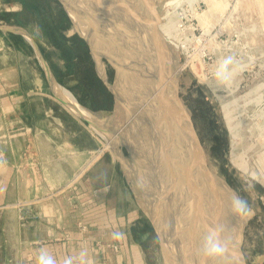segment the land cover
Listing matches in <instances>:
<instances>
[{"label": "rangeland", "instance_id": "374dc122", "mask_svg": "<svg viewBox=\"0 0 264 264\" xmlns=\"http://www.w3.org/2000/svg\"><path fill=\"white\" fill-rule=\"evenodd\" d=\"M64 4L77 14L75 19L82 18L78 30L95 43V57L103 58V73L119 97L116 112L101 123L102 158L88 173H94L98 185L111 182L121 213L135 208L134 237L144 264H233V237L240 264H264V0H67ZM19 20L23 27L26 23L35 30L38 23L39 31L45 30L46 19ZM170 54L175 57L170 59ZM229 56L234 60L231 75L221 80L216 71ZM4 132L0 118V143ZM137 140L154 143L149 147L156 151L148 152L145 146V153ZM4 148L0 144V154ZM4 165L0 157V173ZM158 176L162 186L157 185ZM196 184L209 189L206 194L201 188L202 206L195 203L206 211L208 221L200 222L202 226L185 200L195 198ZM234 192L247 200L250 211L236 212L230 231ZM209 200L212 209L204 204ZM8 230L14 234L13 226ZM210 232L219 241L223 237L222 256L204 254ZM14 247L8 248L10 253Z\"/></svg>", "mask_w": 264, "mask_h": 264}, {"label": "crops", "instance_id": "0c3cea01", "mask_svg": "<svg viewBox=\"0 0 264 264\" xmlns=\"http://www.w3.org/2000/svg\"><path fill=\"white\" fill-rule=\"evenodd\" d=\"M39 17L43 32L19 20ZM102 59L60 0H0L2 264H39L41 250L56 264H144L135 208L121 213L111 182L88 173L102 158V120L119 105ZM56 85L91 115L69 108Z\"/></svg>", "mask_w": 264, "mask_h": 264}, {"label": "bare ground", "instance_id": "6f19581e", "mask_svg": "<svg viewBox=\"0 0 264 264\" xmlns=\"http://www.w3.org/2000/svg\"><path fill=\"white\" fill-rule=\"evenodd\" d=\"M62 1H64L65 3H67V0H62ZM114 1V0H113ZM129 1V0H128ZM69 2V1H68ZM132 3V2H131ZM134 5V4H133ZM130 6V5H129ZM154 9V8H153ZM134 10V9H133ZM132 10V11H133ZM136 13V12H135ZM136 15V14H135ZM132 16V15H131ZM142 16V15H141ZM139 17V16H138ZM167 35V34H166ZM172 36V35H171ZM169 37V36H168ZM156 39V38H155ZM157 40H158V38H157ZM160 40V39H159ZM168 40H170V39H168ZM170 42V41H169ZM154 43V42H153ZM163 43V42H162ZM161 43V44H162ZM159 44H160V42H159ZM173 45V44H172ZM154 46V45H153ZM152 46V48H154ZM149 53V52H148ZM173 53V52H172ZM157 54V53H156ZM166 54V53H165ZM169 54V53H168ZM154 55V54H153ZM171 55V57H170V59L172 58V57H175V55H172V54H170ZM149 57V56H148ZM167 58V57H166ZM176 59V58H175ZM156 60V59H155ZM173 60V59H172ZM155 62V61H154ZM173 63V62H172ZM174 63H176V61H174ZM172 65V64H171ZM174 66V65H173ZM169 69H171V68H169ZM174 69V68H173ZM177 69V71H178V73H179V67H177L176 68ZM172 70V69H171ZM131 71V70H130ZM148 71V70H147ZM176 85V84H175ZM61 87V86H60ZM59 88V86L58 85H56L55 86V90H56V94H57V96L59 97V98H61L60 100L61 101H63L67 106H69V108H72V110L74 111V112H76V113H78V114H80V115H83V116H90L91 114L89 113V112H87L85 109H83L81 106H79L78 105V103L77 102H75V100L73 99V97L68 93V92H64L65 90L63 89V88H61L63 91L62 92H60L61 91V89L59 90L58 89ZM129 91V90H128ZM134 94V93H133ZM132 94V95H133ZM148 94V93H147ZM134 96V95H133ZM132 99H135V98H132ZM128 104V103H127ZM154 109V108H153ZM93 115V114H92ZM95 115V114H94ZM154 121V120H153ZM138 136V135H137ZM138 140H139V138H137ZM137 140V144L140 146L139 148H142L143 147V151H145V153H146V149H147V151H148V149H149V151L148 152H154V151H156L155 149H153V150H151L152 148H153V145H154V143H153V145H152V143H150V142H148L147 144H145L144 145V143H142V141L140 142V141H138ZM154 141V140H153ZM123 142V141H122ZM149 143L152 145V147H151V149H150V147H149ZM145 146L147 147L146 149H145ZM156 146H157V144H156ZM155 146V147H156ZM162 147V146H161ZM138 147L136 146V149H137ZM163 149H165V148H163ZM162 151V150H161ZM166 151V150H165ZM184 151V150H183ZM182 158H184V157H182ZM186 158H187V156H186ZM180 159V158H179ZM146 160H147V156H146ZM183 160V159H182ZM184 161V160H183ZM181 162V161H180ZM186 162V161H185ZM184 162V164H186ZM180 164V163H179ZM237 166H239L240 168H242L241 167V165L240 164H236ZM181 166V165H180ZM183 167H185L184 165H183ZM187 167H188V164H187ZM172 169V168H171ZM188 169V168H187ZM150 170H151V168H150ZM181 170V169H180ZM163 171H167V170H163ZM134 172H135V170H134ZM137 173V172H136ZM150 173V172H149ZM146 174V173H145ZM189 174V173H188ZM167 175V174H166ZM187 175V174H186ZM159 176H160V174H159ZM158 176V178H160L159 179V181L157 182V185H160V186H162V184H163V180L161 181V177H159ZM163 176V175H162ZM184 176H185V174H184ZM149 177V174L147 173V177L146 178H148ZM188 177V176H187ZM191 177V176H190ZM189 177V178H190ZM164 178V177H163ZM162 178V179H163ZM185 180H186V177H185ZM184 180V181H185ZM187 181V180H186ZM192 182H194V181H192ZM190 183H191V181H190ZM153 183L151 182V185H152ZM190 185V184H189ZM192 185V184H191ZM187 186V185H186ZM193 187V186H192ZM221 187H223V186H221ZM152 188H153V185H152ZM156 190H157V188H155ZM162 188L160 187V190H161ZM186 189V188H185ZM194 189V188H193ZM224 189V188H223ZM191 190V189H190ZM164 191H166V190H164ZM164 191H163V193H164ZM200 191H202V190H198V192H197V190H196V192H195V195L196 196H194L195 198H196V200H195V198L194 199H192L191 198V201H189L187 198L185 199L186 200V205H188L189 206V204H190V207H187V209L189 210V211H192L191 213H194V215H195V218H194V220H196L197 221V223L199 222V224L201 225V223L200 222H202L203 220L205 221V223L208 221V220H205L206 218H207V216H206V211L205 212H203L201 209H200V207H197V205H195V203H196V201H197V204L198 203H200L201 204V200L202 201H204L203 199H200L201 198V195L200 194H202V192H200ZM149 192V191H148ZM157 192V191H156ZM161 192V191H160ZM191 192H192V190H191ZM158 193V192H157ZM166 193V192H165ZM190 193V192H189ZM158 195V194H157ZM198 195H200V196H198ZM226 196V195H225ZM208 197V196H207ZM199 198V200H197ZM205 200H207V199H205ZM200 201V202H199ZM213 202V201H212ZM142 203V202H141ZM203 203V202H202ZM217 203V202H216ZM204 204H206L207 205V208L206 209H208V207L210 208V209H212L213 207L212 206H210V205H212L211 203H210V200H209V203H208V201H205V203ZM215 204V202L213 203V205ZM216 205H218V203L216 204ZM144 206V205H143ZM201 206H202V204H201ZM206 207V206H205ZM204 207V208H205ZM212 207V208H211ZM217 207H219V206H217ZM221 207V206H220ZM145 208V207H144ZM203 208V207H202ZM155 209V208H154ZM205 209V210H206ZM209 209V210H210ZM215 209V208H214ZM223 209V208H222ZM204 210V209H203ZM149 211V210H148ZM188 212V211H187ZM208 212H211V211H208ZM222 212H224L223 210H222ZM155 214V213H154ZM189 214V213H188ZM220 214H221V212H220ZM187 215V214H186ZM193 216V215H192ZM219 222V221H218ZM219 223H221V222H219ZM223 223V222H222ZM230 225H231V218L229 217V219H228V228H229V230L231 231V227H230ZM202 226V225H201ZM221 227V226H220ZM219 227V228H220ZM198 228H200V227H198ZM223 232V231H222ZM220 233V239H221V235L223 234V233ZM163 234H164V232H163ZM217 235V234H216ZM198 236H201V234H199ZM164 239V238H163ZM199 239H201V238H199ZM218 239H219V237H218ZM222 239H223V237H222ZM222 239H221V241H222ZM198 240V239H197ZM226 240V239H225ZM232 253L234 254V261H233V264H240V262H239V256H238V251H237V247H236V241H235V238L233 237L232 239ZM220 241V242H221ZM223 242V241H222ZM221 242V243H222ZM225 242V241H224ZM167 244V243H166ZM169 245V244H168ZM226 245V244H225ZM171 248V247H170ZM230 253V252H229ZM189 255V254H188ZM187 256V255H186ZM172 257V256H171ZM197 258V257H196ZM174 260V259H173ZM170 261V260H169ZM196 262V261H195ZM173 264V263H172Z\"/></svg>", "mask_w": 264, "mask_h": 264}, {"label": "clouds", "instance_id": "9594fccd", "mask_svg": "<svg viewBox=\"0 0 264 264\" xmlns=\"http://www.w3.org/2000/svg\"><path fill=\"white\" fill-rule=\"evenodd\" d=\"M233 57L229 56L225 58L219 65L216 76L221 80H227L231 73L229 71V65L233 64ZM232 208L233 211L239 214H247L250 211L247 200L239 193L234 192L232 195ZM122 234H114V238H121ZM225 245L222 244L215 232H210L205 239L203 245V252L206 256H222L224 254ZM39 264H56L54 258L49 255L45 250H41L39 256ZM64 264H72L71 258L66 259Z\"/></svg>", "mask_w": 264, "mask_h": 264}, {"label": "water", "instance_id": "95a60500", "mask_svg": "<svg viewBox=\"0 0 264 264\" xmlns=\"http://www.w3.org/2000/svg\"><path fill=\"white\" fill-rule=\"evenodd\" d=\"M77 1H80V0H77ZM60 2H61V4L63 5V7L65 8V10H66V12L68 13V15L70 16V18L72 19V22L74 23V25H75V27H76V29H77V31L79 32V34H81V32L78 30V22H79V19L81 20L82 18H79V17H76V18H78V19H75L74 18V15L75 16H77V14L74 12V11H72V9H70V8H68V7H66L65 6V4H64V2L62 1V0H60ZM78 14H81L82 15V13L80 12V13H78ZM153 29H155L156 30V28L155 27H153ZM82 35V34H81ZM84 38L86 39V41L88 42V44L90 45V47H91V49L94 51L95 49V43H91V41L89 40V39H87L85 36H84ZM103 73V72H102ZM103 75V79H104V81H106V84H107V86H108V88L110 89V90H112V86H110V84L108 83V78H107V75H106V73H103L102 74ZM158 87H159V85H158ZM157 90V89H156ZM115 97H116V100L117 101H119V97H118V95L115 93ZM177 97V96H176ZM178 98V97H177ZM118 129V128H117ZM118 131V130H117ZM120 132V131H119ZM155 225V224H154ZM155 228H157V226L155 225Z\"/></svg>", "mask_w": 264, "mask_h": 264}, {"label": "flooded vegetation", "instance_id": "af4514ba", "mask_svg": "<svg viewBox=\"0 0 264 264\" xmlns=\"http://www.w3.org/2000/svg\"><path fill=\"white\" fill-rule=\"evenodd\" d=\"M81 37L85 40V42H86V44H88V42L86 41V39L84 38V35L82 34L81 35ZM89 45V44H88ZM179 117V116H178ZM190 118H191V115H190ZM191 122H192V120H191ZM182 125V124H181ZM192 126H193V130H194V132H195V135H196V137H197V139H198V141H199V144H200V148H201V150H202V154H204V156H206L205 155V151H204V149H203V147H202V145H201V142H200V138L198 137V135H197V132L195 131V129H194V125H193V122H192ZM182 127L183 128H181V127H179L180 129H184V126L182 125ZM181 136V135H180ZM181 143H183L184 145H186V143H188L187 141H186V139L184 138V136H182L181 137ZM194 159H195V162H197L196 163V173H198V171H199V166H200V164H199V159H198V157H197V154L194 152ZM217 177V176H216ZM221 181H223L222 179H220ZM223 183L226 185V183L223 181ZM195 186H198V187H196V189H195V192H196V190H197V192H198V190L200 189V190H202V189H204L205 190V193L206 192H208L209 191V189H208V187H206V189H205V187L204 186H200L201 188H199V185H195ZM226 187L228 188V190H230L231 191V189L229 188V186L228 185H226ZM198 188V189H197ZM202 192H203V190H202ZM207 194V193H206ZM206 199V198H205ZM236 212L235 211H233V209H232V211H231V214H230V218L235 214Z\"/></svg>", "mask_w": 264, "mask_h": 264}, {"label": "built area", "instance_id": "2783aa9c", "mask_svg": "<svg viewBox=\"0 0 264 264\" xmlns=\"http://www.w3.org/2000/svg\"><path fill=\"white\" fill-rule=\"evenodd\" d=\"M83 229H84V227H83ZM116 248V247H115Z\"/></svg>", "mask_w": 264, "mask_h": 264}]
</instances>
